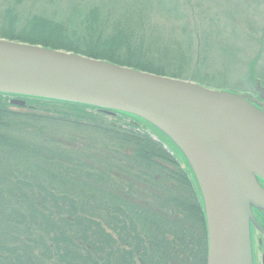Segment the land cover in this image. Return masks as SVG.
<instances>
[{
    "label": "trees",
    "instance_id": "1",
    "mask_svg": "<svg viewBox=\"0 0 264 264\" xmlns=\"http://www.w3.org/2000/svg\"><path fill=\"white\" fill-rule=\"evenodd\" d=\"M179 2H73L65 16L37 12L58 0H0V39L197 82L193 67L203 85L236 93L221 85L230 82V71L205 69L215 54L205 33L197 49L185 50L182 42L157 44L147 30L156 10L181 20L183 34L198 28ZM240 27L243 43L256 34ZM222 53L237 66L238 50ZM260 62L249 66L253 86L264 78ZM1 95L0 264H208L201 191L156 127L58 99L16 96L26 102L16 110Z\"/></svg>",
    "mask_w": 264,
    "mask_h": 264
},
{
    "label": "water",
    "instance_id": "2",
    "mask_svg": "<svg viewBox=\"0 0 264 264\" xmlns=\"http://www.w3.org/2000/svg\"><path fill=\"white\" fill-rule=\"evenodd\" d=\"M0 93L131 114L161 130L194 166L206 206L208 264H251L249 202L264 211V188L255 178L264 180L263 102L2 39Z\"/></svg>",
    "mask_w": 264,
    "mask_h": 264
},
{
    "label": "rangeland",
    "instance_id": "3",
    "mask_svg": "<svg viewBox=\"0 0 264 264\" xmlns=\"http://www.w3.org/2000/svg\"><path fill=\"white\" fill-rule=\"evenodd\" d=\"M58 1H61V4L55 7L54 9H52V7L46 8L43 7L45 5H41L42 7L40 6L37 9V12L43 13L44 11L45 13L50 14L57 9V11L61 12L63 15L66 16L65 13L68 7L73 4V2L100 3L102 0ZM123 1H130L131 4V0ZM179 1V9H181V12L184 11V13H182L187 18V21H191V24H193V22L197 23L198 28L197 26L190 25L188 29L191 32L183 34V30L178 28V26L182 23L181 20L177 19L176 17L165 14L166 12L164 11L159 12L156 10V12H153L149 16V19L146 20L147 22L149 20L148 24L150 25L147 30L153 33V38L155 39L157 44L160 43L166 45L173 43V41H176L177 43L182 42V47H184L185 50L189 49V47L190 50L197 49L198 45L203 43L205 37H203L202 35L205 33L204 35L207 36L206 44H209L208 47L215 53L214 57L212 58L214 59V62L212 64L207 65L205 69H209L212 66L226 68L228 71L231 72L232 77L229 79L230 82H224L223 84H221L225 87V89H233L236 91V94L249 95L251 96V98L257 99L260 102L264 103V78L260 79L261 81H259V83H256L254 86L249 80V66L253 63V61L257 60V57H259L261 61L260 64L264 62V0H189V2H185L184 0ZM71 19L74 18L71 16ZM210 19L214 20L215 23H210ZM218 19L222 21L224 20V25L223 23L217 24ZM227 19L233 20L235 24L233 22L228 23ZM70 24L72 25L71 20ZM240 26L245 30H248L250 27V29H254L256 31V34H250V41H244L246 43H243L241 37H239ZM189 38L192 39L194 46H192L191 44L189 45ZM224 50H238L239 60L237 62V66L234 65L230 67L229 59L223 58L222 51ZM196 51L197 50H195V52ZM194 57L196 58V56ZM239 61H242V66L240 65ZM257 64H259V60ZM258 66L260 67L261 72L264 71V64ZM196 69L197 68L191 67L188 71H191L194 76H197V82L199 83L189 80L181 81L192 82L207 89L215 90L207 87L206 85H203L207 82L202 79V74L200 75V73H198ZM1 99L6 100V103L11 106L10 101L15 100L16 98L7 95H1ZM17 99L23 100L20 98ZM17 108L18 107L13 106L12 109L17 110ZM254 108L259 111L262 110V108H259L257 106H255ZM159 132L163 134L165 138L168 139L170 143L176 148V152L179 153L180 159L184 167L188 171H190L191 175L195 180V183H197L199 186L194 166L192 163H190L191 161L189 160L188 156L183 153V150L178 145H176L169 136H167L161 130H159ZM153 137L155 140H159L158 137H156L155 135H153ZM255 178L259 185L264 188V180H262L260 177H257L256 175ZM201 199L204 209H206L202 192ZM248 225L251 264H262V260L264 258V211L263 209L251 202H249L248 204Z\"/></svg>",
    "mask_w": 264,
    "mask_h": 264
},
{
    "label": "flooded vegetation",
    "instance_id": "4",
    "mask_svg": "<svg viewBox=\"0 0 264 264\" xmlns=\"http://www.w3.org/2000/svg\"><path fill=\"white\" fill-rule=\"evenodd\" d=\"M263 260H264V258H263ZM263 260H262V262H263ZM263 264V263H262Z\"/></svg>",
    "mask_w": 264,
    "mask_h": 264
}]
</instances>
